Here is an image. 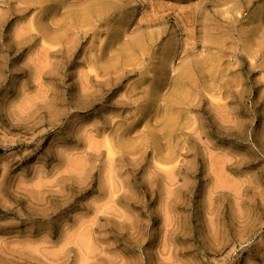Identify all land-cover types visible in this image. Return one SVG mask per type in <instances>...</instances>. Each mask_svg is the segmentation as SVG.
Masks as SVG:
<instances>
[{
	"label": "rangeland",
	"instance_id": "1",
	"mask_svg": "<svg viewBox=\"0 0 264 264\" xmlns=\"http://www.w3.org/2000/svg\"><path fill=\"white\" fill-rule=\"evenodd\" d=\"M0 264H264V0H0Z\"/></svg>",
	"mask_w": 264,
	"mask_h": 264
}]
</instances>
